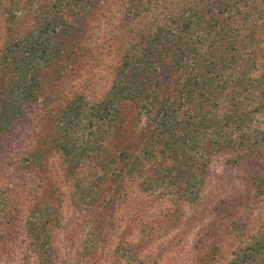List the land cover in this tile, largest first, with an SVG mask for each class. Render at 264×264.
Wrapping results in <instances>:
<instances>
[{
  "label": "trees",
  "instance_id": "trees-1",
  "mask_svg": "<svg viewBox=\"0 0 264 264\" xmlns=\"http://www.w3.org/2000/svg\"><path fill=\"white\" fill-rule=\"evenodd\" d=\"M102 8L99 0H44L23 15L16 0H0V149L6 138L22 141L3 149L13 172L0 182L1 263L21 240L28 264H53L56 233L87 259L106 220L118 233L150 196L200 211L186 238L220 198L214 159H264V55L256 54L264 0ZM148 245L138 256L115 247L113 256L181 264L190 251L182 234ZM233 254V264L264 258V223Z\"/></svg>",
  "mask_w": 264,
  "mask_h": 264
},
{
  "label": "rangeland",
  "instance_id": "rangeland-1",
  "mask_svg": "<svg viewBox=\"0 0 264 264\" xmlns=\"http://www.w3.org/2000/svg\"><path fill=\"white\" fill-rule=\"evenodd\" d=\"M16 1L24 9L22 12L24 15L29 11H37L44 0ZM99 2L103 5L102 10H104L115 4L116 0H99ZM93 17V12H89V15L84 17L85 24L82 25L84 31H87L91 26ZM30 24L29 21L24 23L28 28L31 27ZM124 29H126V25L123 27ZM259 45V51L256 54L264 55V37ZM30 135L31 133L27 135L26 141ZM21 142L6 138L1 143L0 182L4 180V172L10 174L13 172V167L8 166V161L4 160L3 149L14 145L13 149L15 148L17 151ZM222 155L223 157L214 159L210 172L220 198L212 209L210 217L198 223L186 238L187 226L193 218L199 216L200 211L192 208L186 209L179 204L175 205V200L166 199L163 195L150 196L142 208L131 213L125 226L118 233H114L116 229L111 226L113 225L112 220H106L108 226L94 235V245L86 252L90 255L87 259H82L84 253L77 252V248H73L70 242L64 240L61 233L54 234L53 264H125V261L117 260L113 256L115 255L113 248L118 247L138 256L147 251L150 246L148 245L149 241L152 244L162 243L180 234L184 237L188 245L187 248L190 250L183 255L181 264H201L198 257L202 262L206 259L209 260L202 264H217L218 262L233 264L231 262L234 257L233 251L239 250V248L246 250L252 236L257 235L264 223V186H258L259 179L264 183V159L255 157L234 164L232 157ZM24 175L27 180L28 174ZM16 182L23 184L24 179H16ZM108 196V190L101 191L98 203L104 205ZM63 210L66 214L71 212L67 202ZM109 245H112L111 251ZM10 250L7 260L0 264H28L29 242L19 240ZM108 253H110L109 257ZM240 253L241 251H239ZM246 253L248 254L249 251ZM188 254L191 256L190 260H187ZM216 254L223 256L214 257ZM226 256L230 258L229 261H226ZM244 264H264V258L253 260L249 258Z\"/></svg>",
  "mask_w": 264,
  "mask_h": 264
}]
</instances>
